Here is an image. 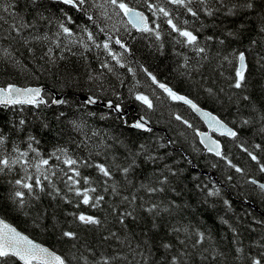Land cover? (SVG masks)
<instances>
[{
  "label": "trees",
  "instance_id": "obj_1",
  "mask_svg": "<svg viewBox=\"0 0 264 264\" xmlns=\"http://www.w3.org/2000/svg\"><path fill=\"white\" fill-rule=\"evenodd\" d=\"M125 2L143 12L150 27L156 29L159 25L156 30L160 40L152 33L133 30L122 13L113 14L111 5L99 7L104 0H88L84 11L58 0H37L36 4L31 0L0 2V7L11 3L10 12L31 25L20 35L10 32L8 23L0 26V87L8 84L43 87L42 96L47 101L39 107L0 106V133L6 136L9 151L13 146L28 150L31 135L39 141L32 146L45 158L58 147H65L77 157H88L91 153L93 161L103 163L107 159L110 164L113 155L121 164L125 163V146L135 152L144 145L136 158L137 166L129 173L131 184H126L124 177L114 169L115 180L121 184L124 194L134 193L142 198L135 205L138 219L128 218L125 227L117 222L107 204L95 210L83 205L75 208L46 193H39V199L26 198L21 208L12 197L14 181L23 175L19 166L12 172L0 174V218L64 257L67 264H84L82 256L91 261L101 254L116 253L128 256L133 264L136 261L143 264L142 257H134L132 249L143 252L148 264H167V257L180 250L186 253L182 259L187 264H251L252 258L264 261V218L257 213L264 215V193L251 183L255 180L264 184V171L260 170L264 164V120L261 119L264 116V31H261L264 0H224L223 5L212 0L213 15L200 11L199 18L164 0H149L169 9L174 23L198 36L201 46L206 48L203 59L189 47L177 43L181 38L172 32L167 18L159 13L153 15L145 0ZM246 3H251L252 7H245ZM192 7L203 8L197 3ZM229 8H233V12L230 13ZM104 11L111 19L101 15ZM2 14L9 22L14 19L9 13ZM88 15L93 20H89ZM61 23L71 30V37L63 34ZM85 28L93 34L95 43L103 45L108 41L120 63L103 47L97 48L89 41ZM44 36L48 39H43ZM116 39L125 44L127 51L115 43ZM85 44L88 50L83 47ZM49 48L52 49L51 59ZM234 52H244L246 56L245 85L241 89L231 87L238 66ZM185 56L188 57L187 67L184 66ZM105 63L111 71L102 67ZM153 76L158 83H153ZM159 83L214 114L236 132L231 139L217 138L221 144L220 157L202 151L195 137V131L203 129L202 124L186 107L158 88ZM54 94L60 95L66 103L50 105ZM138 94L148 96L152 109L136 100ZM79 95L119 105L121 114L97 106L88 107L78 101ZM124 110L126 115H123ZM134 116L144 117L152 131L129 127ZM176 116L182 119L177 120ZM21 119L25 121L23 125L19 123ZM73 120L84 125L80 131L73 128L70 123ZM245 120L249 122L244 123ZM94 131L99 135L93 136ZM103 144L112 148L104 151L101 147L102 154L96 155V145ZM249 152L257 160H253ZM33 155L30 153V157ZM149 156L154 159H148ZM185 156L194 168L212 173L213 178L192 171ZM50 163L56 161L53 159ZM236 168L242 171L237 172ZM82 174L102 179L94 167L83 168ZM164 176L167 183L160 185L159 180ZM57 184L64 189L63 183L57 181ZM142 184L163 187L164 191L149 196L141 188ZM217 189V195H208ZM106 199L121 211L126 207L119 197L106 195ZM151 203H158L161 208L168 206L169 211L149 215L141 204ZM81 211L99 217L102 226L97 229L73 222L68 213ZM174 227H187L188 232H174ZM66 230L76 232L78 239L63 237ZM111 232H116L124 242L119 243L115 238L104 240ZM200 232L204 233L205 240L193 247L196 234ZM181 239L186 241V247L179 243ZM129 243L131 249L127 246ZM164 243L172 244V249L165 250ZM7 264L19 263L13 259ZM114 264L127 262L121 260Z\"/></svg>",
  "mask_w": 264,
  "mask_h": 264
},
{
  "label": "snow or ice",
  "instance_id": "obj_2",
  "mask_svg": "<svg viewBox=\"0 0 264 264\" xmlns=\"http://www.w3.org/2000/svg\"><path fill=\"white\" fill-rule=\"evenodd\" d=\"M2 2V0H0ZM33 4L37 3V0H31ZM59 3L70 6L77 11H84V6L88 0H58ZM166 4L173 5L177 8H183L185 11L190 14L192 17L199 18L200 11H204L207 15H213V9L211 7L212 0H164ZM148 9L156 15L157 13L162 14L163 17L167 18L166 22L171 28L172 32L177 33L178 37L181 39L177 40V43L182 44L183 46L189 47L194 51L198 57L206 58V48L201 46L199 38L193 31L189 30L186 27H181L177 23H174L172 14L169 9L162 6L161 4H154L145 0ZM194 3L202 5L203 8L197 10L192 7ZM217 4H224V0H216ZM105 5H111L113 8L114 15H120L123 13L125 17L128 18V23L132 25L137 31L143 33H152L155 35L157 40L161 39L159 31L156 29L159 28V25H156V29L149 26L148 18L144 13L136 11L134 8L130 7L125 0H104V4L99 5V7L104 8ZM245 7L251 8V3H246ZM11 3L8 7H0V26L3 23L9 24L10 32H15L17 35H20L23 29L31 27L27 24L22 17L16 16L15 13L10 12ZM118 9L119 11H115ZM217 11L219 9H216ZM228 11L233 12V8H229ZM2 13H9L14 19L12 22H9ZM101 15L106 19H111L107 11L101 13ZM43 18V17H42ZM89 20H93L91 15H88ZM95 22V21H94ZM187 24V21L184 22ZM60 28L65 36L71 37L73 33L71 30L66 27L63 23L60 24ZM87 32V37L89 41H92L97 48L103 47L109 55H112L113 59L120 63L117 56L112 52L109 47L108 41H105L103 45L95 43L93 39V34L87 31V28L84 29ZM101 31H104L101 28ZM261 31H264V28H261ZM59 35V34H58ZM232 35V33H229ZM43 39H48L47 36H44ZM112 37L109 36L108 40H111ZM207 39L211 40L212 37ZM27 43V41H25ZM115 43L118 44L121 48H124L127 51V48L120 39H116ZM220 43H223L221 40ZM59 47V44H57ZM85 50H88V45H83ZM52 49H48V55L51 59ZM235 60L238 63V66L235 68V78L231 87L236 89H241L245 85V72L247 70L246 56L244 52L233 53L232 54ZM185 67H187L188 57L185 56ZM226 61L231 63V60L227 56L224 57ZM123 66V65H121ZM103 68H108L111 71V68L107 63L102 64ZM131 71V69H129ZM151 75V74H149ZM91 78V77H90ZM153 83H158L155 77H152ZM158 86L163 89L167 95L178 101H183L185 104L189 105L194 111L201 112V109L193 103L190 99L177 95L171 88L167 87L163 83H159ZM211 92V90L209 89ZM42 90L40 88H20L15 85L9 84L6 87H0V106H16V105H32L34 107H39L42 104H46L44 96H42ZM136 100L140 101L148 109H152L153 104L151 100L146 95H136ZM244 99H248L247 96ZM97 101L94 97L89 96L85 101L86 104H95ZM52 104H65L66 101L63 99H53ZM108 108L119 112L120 106H113L111 102L107 105ZM206 122L213 131H219L221 135L227 134L235 137L236 132L232 129L227 128L220 120H218L214 115L202 112L201 113ZM61 115H64L61 113ZM177 120H181L180 116H176ZM261 119L264 120V116H261ZM188 123L187 121H183ZM249 121L245 120L244 123ZM20 125H23L25 121L21 119L19 121ZM73 128L77 131H80L83 128V124L78 121H70ZM148 121L144 117H140L134 123L128 125L133 129L143 130L145 132H151L152 129L148 127ZM46 126V125H45ZM191 127V125H189ZM264 130V129H262ZM93 136H98V132H93ZM202 136V143H205V146L208 147L209 151L214 152L217 156H220L219 144L216 141L211 140L210 137H207L206 134L198 133ZM114 139V138H113ZM28 150H22L19 146H13L9 151L6 147L7 138L2 133H0V174H5V172H12L14 169L19 166L23 175L19 179L14 181L15 191L12 194L13 201L18 203V205L23 208L27 202L26 198H35L39 199V193H46L52 199L60 198L65 203L73 204L75 208H80L81 205L95 209H102L104 205H109L111 208V214L116 217V220L119 224L127 227L126 221L128 218L132 220H137L136 215L137 208L135 207L138 198L134 193L131 195L124 194V189L121 184L115 180L114 169L119 171V173L124 177L126 184H131V181L128 179L129 173L137 166L136 158L141 154L140 150L144 149V145H140L139 149L135 152L132 149L126 147V154L124 156L125 163L121 164L118 157L113 155V163H108L107 159L105 162H95L91 159L92 154L89 153L88 157H77L72 154L65 147H58L52 153L49 154L47 158L41 155V153L34 148L33 143L38 144L39 141L36 140L34 136L28 137ZM206 141H210L206 143ZM86 142V141H85ZM122 143V142H121ZM103 147L104 151H108L112 148V145L103 144L96 145L98 149L96 155H101L102 153L99 149ZM258 147V146H257ZM30 153L34 154L30 157ZM249 155L253 160H257V157L249 152ZM55 160V164H51L50 160ZM148 159H154V157L149 156ZM94 167L98 173L99 177H102L100 180H96L91 176H85L82 174L83 168ZM260 170L264 171V164L260 166ZM237 172H241L240 168H236ZM174 174V173H173ZM57 181L63 183L64 189L58 187ZM167 183V177L164 176L159 180V184L163 185ZM251 183L255 184L256 181L252 180ZM141 188H144L149 196L157 193L163 192V187H152L148 185H141ZM261 190H264V184L260 185ZM218 189L215 192L210 191L208 195H217ZM106 195H111L113 197H119L121 203L126 205L123 211L116 204H111L107 199ZM227 204L228 201H225ZM141 208L149 215L156 216L159 215L161 211H169L168 206L163 208L160 207L158 203H151L150 205L141 204ZM73 218V222L84 225L85 227H96L97 229L102 226V220L94 215H90L86 212H70L68 213ZM155 227V224L153 225ZM174 232H188V228L183 229L179 227L173 228ZM62 236L70 240H77V233L74 231H63ZM110 238H115L117 242L123 243L120 236L116 232H111L109 235L104 236V240ZM205 240L204 233L200 232L196 234V239L193 241V247H196L202 244ZM147 243V241H145ZM179 243L182 246L186 247V241L181 239ZM130 249L132 248L131 244L127 245ZM162 247L165 250L170 251L173 247L170 243H164ZM139 248V245H137ZM134 257L139 255L143 259V264H148L147 257L143 256V252H136L135 249H132ZM237 251H241L237 249ZM91 252V250H89ZM94 255V254H93ZM264 255V254H262ZM186 253L182 250L178 251L176 254L167 257V264H187V261L182 259L185 257ZM84 261V264H114L116 261H126L127 264H133V260H129L128 256L121 255L116 253L112 256H106L101 254L99 257L94 258L89 261L87 256L81 257ZM18 260L21 264H67V261L61 255H58L56 252L49 250L48 248L34 242L28 236L18 232L16 228L6 223L3 219H0V264H7L10 260ZM135 264H140V261H136ZM251 264H264V261L260 258H252Z\"/></svg>",
  "mask_w": 264,
  "mask_h": 264
},
{
  "label": "water",
  "instance_id": "obj_3",
  "mask_svg": "<svg viewBox=\"0 0 264 264\" xmlns=\"http://www.w3.org/2000/svg\"><path fill=\"white\" fill-rule=\"evenodd\" d=\"M136 10V9H135ZM136 11H139V10H136ZM139 12H141V11H139ZM143 13V12H142ZM122 15H123V13H122ZM145 15V14H144ZM146 16V15H145ZM123 18H124V20H125V22L133 29V30H135L136 32H138V33H140V31H137L135 28H133L132 27V25L131 24H129L128 23V18L127 17H125L124 15H123ZM9 85V84H8ZM8 85H5L4 87H6V86H8ZM12 85H14V84H12ZM16 86V85H15ZM17 87H20V86H17ZM26 87H31V88H40L41 90H42V92L44 91V88L43 87H38V86H26ZM26 87H20V88H26ZM158 88H160L159 86H158ZM161 89V88H160ZM162 91H163V89H161ZM164 92V91H163ZM165 93V92H164ZM42 94V93H41ZM166 95H167V93H165ZM178 95V94H177ZM182 96V95H181ZM89 96H86V95H79L78 96V101L79 102H81V103H83L84 105H86V106H88V107H94V106H97V107H99L100 109H102V110H105V111H108V110H111L114 114H117V115H119V114H121V112L119 111V112H117V111H115L114 110V107L112 108V109H110V108H108L107 107V105L109 104V101H106V102H98L97 100V102L95 103V104H86L85 103V101L87 100V98H88ZM53 99H61V96L60 95H56V94H54V97L51 99V101L53 100ZM51 101H50V105H52V106H58V104H52L51 103ZM175 102H177V103H179V104H181V105H183L184 107H186L199 121H200V123L202 124V126H203V129L202 130H198V131H196L195 132V137H196V140H197V143H198V145L201 147V149H202V151L204 152V153H206V154H210V155H212V156H214V157H220V156H217L214 152H212V151H209L208 150V147H206L205 146V143H202L201 142V140H202V136L201 135H198V133H203V134H206V136L207 137H210L211 138V140H213V141H216L218 144H219V151H220V153H221V144H220V141L217 139V138H226V139H231V138H233V136H230V135H227V134H224V135H221L220 134V132L219 131H213L211 128H209V125H208V123L206 122V119H205V117L201 114L202 112H207V113H210V112H208V111H206V110H204V109H201L200 107H198V108H200L201 109V112H196V111H194L189 105H187V104H185L183 101H178V100H174ZM42 105H44V104H42ZM17 106V105H16ZM25 106H32V105H25ZM127 114V111H123V115H126ZM210 114H212V113H210ZM212 115H214V114H212ZM215 116V115H214ZM140 117H142V116H134V121L132 122V123H134L136 120H138ZM216 118H217V116H215ZM218 119V118H217ZM219 120V119H218ZM221 121V120H220ZM222 122V121H221ZM131 123V124H132ZM224 125H226L224 122H222ZM148 127H150L149 126V124H148ZM226 127L227 128H230V127H228L227 125H226ZM231 129V128H230ZM136 130H139V129H136ZM139 131H143V130H139ZM234 131V130H233ZM206 143H209L210 144V141H206ZM185 158L187 159V161L189 162V164H190V167H191V170L192 171H194V172H196V173H198V174H200V175H205V176H207V177H212L213 178V175H212V173H208V172H204V171H200V170H197L196 168H194V166H193V163L185 156ZM254 185H256L259 189H261L260 188V183H255ZM263 193H264V190H261ZM246 205H249L250 207H252V205H250L249 203H245ZM260 216H262L263 218H264V215H261L259 212H257ZM1 219V218H0ZM7 223V222H6ZM17 230V229H16ZM18 231V230H17ZM18 232H20V231H18ZM21 233V232H20ZM23 234V233H22ZM25 235V234H24ZM32 240V239H31ZM35 242V241H34ZM37 243V242H36ZM39 244V243H38ZM41 245V244H40ZM42 246H44V245H42ZM44 247H46V246H44ZM47 248V247H46ZM49 249V248H48ZM50 250V249H49ZM19 264H21V262L20 261H18V260H16Z\"/></svg>",
  "mask_w": 264,
  "mask_h": 264
},
{
  "label": "rangeland",
  "instance_id": "obj_4",
  "mask_svg": "<svg viewBox=\"0 0 264 264\" xmlns=\"http://www.w3.org/2000/svg\"><path fill=\"white\" fill-rule=\"evenodd\" d=\"M92 1H95V0H92ZM117 56V55H116ZM118 58V57H117ZM112 59H113V57H112ZM114 61H115V59H113Z\"/></svg>",
  "mask_w": 264,
  "mask_h": 264
}]
</instances>
